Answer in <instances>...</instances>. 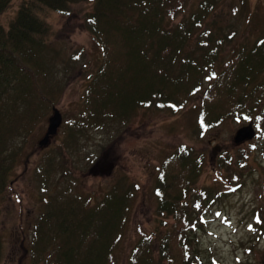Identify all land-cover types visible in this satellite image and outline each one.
<instances>
[{"label": "trees", "instance_id": "trees-1", "mask_svg": "<svg viewBox=\"0 0 264 264\" xmlns=\"http://www.w3.org/2000/svg\"><path fill=\"white\" fill-rule=\"evenodd\" d=\"M80 1L94 5L88 27L103 55L76 122L79 130L102 128L107 121L125 124L141 110L177 115L199 95L197 134L229 120L264 121V30L251 45L233 43V37L215 31L220 0H202L191 13H186L190 0H24L8 28L0 22V198L18 163L11 144L32 134L62 96L59 84H50L41 57L54 35L49 18L70 15ZM13 4L0 0V21ZM248 150H242L237 165L230 153L220 159L221 170L238 168L223 175L216 194L211 187L196 189L207 166L202 153L187 145L170 152L159 167L155 193L159 217L174 223L158 250L157 237L142 232L129 264H205L196 253V233L224 188L234 187V192L243 186L239 169L254 147ZM69 168L55 156L40 162L45 209L33 231L30 264H119L117 251L139 186L115 184L94 202L66 189L48 196L50 180L67 178ZM3 247L0 231V264Z\"/></svg>", "mask_w": 264, "mask_h": 264}, {"label": "rangeland", "instance_id": "rangeland-1", "mask_svg": "<svg viewBox=\"0 0 264 264\" xmlns=\"http://www.w3.org/2000/svg\"><path fill=\"white\" fill-rule=\"evenodd\" d=\"M23 1L14 0L12 8L1 17L4 27H9ZM201 1L190 0L186 13L193 12ZM219 6L213 18L215 31L233 37V43L247 45L261 35L264 0H220ZM93 9L92 3L80 1L71 6L70 15L54 13L49 18L54 35L41 57L50 84L57 83L62 90L54 107L61 112L63 123L49 145L41 147L39 143L47 133L52 109L32 134L20 136L10 146V151L18 155V163L0 198L4 246L1 264H30L33 231L45 209L38 170L45 156L65 160L72 167L67 178L57 175L50 180L48 196H58V191L66 189L81 197L90 196L94 202L115 184H137L130 225L117 251L118 263L129 264L142 232L157 237L158 250L160 238L174 223L172 218L158 215V170L167 155L180 145L190 146L206 157L207 166L196 189L211 187L215 194L222 190L223 175L227 177L230 170L238 168L225 166L221 170L220 159L230 153L237 165L242 150L254 147L239 169L243 186L234 192V187L224 188V196L209 208L203 229L196 233L194 246L201 263L264 264V121L252 122L259 136L240 146L234 143L236 133L250 123L229 120L216 130L197 134L196 120L202 101L199 95L177 115L141 110L125 124L107 121L102 128L79 130L76 122L82 118L84 97L103 55L88 27ZM183 17L180 15L171 25Z\"/></svg>", "mask_w": 264, "mask_h": 264}, {"label": "water", "instance_id": "water-1", "mask_svg": "<svg viewBox=\"0 0 264 264\" xmlns=\"http://www.w3.org/2000/svg\"><path fill=\"white\" fill-rule=\"evenodd\" d=\"M63 123V116L61 112L54 108L53 110V116L49 119V126L47 133L43 140L40 141L39 145L41 147H46L49 145L51 139L55 137L58 134V130L61 127ZM257 137V131L254 127L253 123H250L249 125L243 126L239 129V131L236 133V136L234 138V143L237 146H240L242 144L248 143L253 141Z\"/></svg>", "mask_w": 264, "mask_h": 264}]
</instances>
